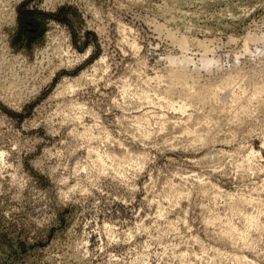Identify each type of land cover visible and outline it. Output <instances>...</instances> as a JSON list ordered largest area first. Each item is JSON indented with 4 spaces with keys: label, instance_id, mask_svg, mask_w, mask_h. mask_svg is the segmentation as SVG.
<instances>
[{
    "label": "rangeland",
    "instance_id": "obj_1",
    "mask_svg": "<svg viewBox=\"0 0 264 264\" xmlns=\"http://www.w3.org/2000/svg\"><path fill=\"white\" fill-rule=\"evenodd\" d=\"M262 43L264 0H0V264H264V95L167 78L246 93Z\"/></svg>",
    "mask_w": 264,
    "mask_h": 264
},
{
    "label": "bare ground",
    "instance_id": "obj_2",
    "mask_svg": "<svg viewBox=\"0 0 264 264\" xmlns=\"http://www.w3.org/2000/svg\"><path fill=\"white\" fill-rule=\"evenodd\" d=\"M162 24V23H161ZM164 28V27H163ZM168 35V34H167ZM169 36H170V34H169ZM171 37V36H170ZM248 37V36H247ZM172 38V37H171ZM204 40H206V39H204ZM254 40H255V38H253V37H251V36H249L247 39H246V41H245V45H248L250 42H254ZM256 40H258V39H256ZM208 41V40H207ZM195 43L196 45H198V46H200V48L202 47V48H204V51L203 52H207V50H206V41H204V42H202V41H200L198 38H193V40H192V38L190 39V37L187 35V34H183V35H181L180 36V38L179 39H177L176 37L174 38V36H173V43L180 49V50H182V51H185L188 47H189V44L190 43ZM256 42V41H255ZM263 42V41H262ZM172 43V44H173ZM209 43V42H208ZM262 44H264V43H262ZM263 47V46H262ZM263 49V51H264V47L262 48ZM263 51L261 52V53H263ZM208 54V53H207ZM204 55V54H203ZM205 56H207L206 54H205ZM204 56V57H205ZM203 57V56H202ZM203 57V58H204ZM175 59V58H174ZM174 59H172L173 61H175ZM185 59V58H184ZM183 59V60H184ZM208 58L206 57L203 61L204 62H202V66H204L203 68L206 70H208V69H210V67L212 68V63L210 64V61L209 62H207L206 60H207ZM172 60H169V62L170 61H172ZM185 60H187V59H185ZM189 61V60H188ZM188 61H179L178 60V66L176 67L177 69L176 70H171L170 72L171 73H169L168 74V77L167 78H169L168 79V84H169V92H172L171 90H174L175 88H178L179 87V89H180V94H178V95H182V96H184L185 97V100H186V102H188L186 105H193V104H197V102L198 103H200V104H203V105H216L218 102H219V100H220V98H221V96L222 95H228V98L230 97V102H231V105H230V112L231 113H229V114H232L233 112V114H238L239 115V113L240 114H242V115H248L249 114V112H250V107H249V103L248 102H255V101H262V100H260V98H262V96L264 95V83H263V85L262 84H258V82H255L254 80H250L249 81V84H250V87H251V91L250 90H246V93H245V91L244 90H242V91H240V89L238 90V91H240V92H243L242 94H237V93H240V92H235V90L236 89H234V90H231L232 89V87H230L231 86V84H233L232 86H234V83H232L233 82V79L235 78L234 76L233 77H229L228 79L226 78L225 79V81L223 80V79H221V80H223V81H218L217 83H214V84H210V85H206V86H202V84L200 85L199 84V81L198 80H196L197 82H195V83H193V86H191L192 87V89L194 90H191V91H193V93L191 92L190 93V89L188 90L187 88L189 87V84H190V81H188L189 80V78H190V73H189V64H190V61H189V63H188ZM168 62V63H169ZM171 63V62H170ZM169 63V64H170ZM175 65H176V63L175 62H173ZM172 63V64H173ZM203 63H204V65H203ZM173 64V65H174ZM172 65V66H173ZM174 65V66H175ZM189 65V66H188ZM197 70V69H196ZM210 71V70H209ZM197 73V72H196ZM195 73V74H196ZM189 74V75H188ZM199 74V73H198ZM236 75V74H235ZM196 76H198V75H196ZM238 76V75H237ZM240 76V75H239ZM253 77V76H252ZM156 78V77H155ZM233 78V79H232ZM237 78V77H236ZM235 78V79H236ZM154 79V78H153ZM195 79H197V78H195ZM200 79V78H199ZM237 79H239V78H237ZM241 79V78H240ZM264 79V78H263ZM150 80V79H149ZM166 80V79H165ZM192 81H193V79H192ZM236 80H234V82H235ZM238 82V81H237ZM163 83V82H162ZM240 83V82H239ZM241 84V83H240ZM191 85V84H190ZM205 85V84H204ZM166 86H168V85H166ZM237 87V86H236ZM234 88V87H233ZM239 88V87H238ZM242 89V88H241ZM177 90V89H176ZM247 91H250V92H248L247 93ZM166 92H167V90H166ZM168 92V93H169ZM160 93V92H159ZM173 93V92H172ZM166 95H169V94H166ZM163 96V95H162ZM171 97H174V96H171ZM248 98V100H246L247 101V103H245L244 102V99L245 98ZM226 98V97H225ZM180 100H182V99H180ZM166 102V101H165ZM229 102V101H228ZM264 102V101H263ZM171 103H172V101L171 102H169V104L171 105ZM221 103V102H220ZM173 104V103H172ZM219 104V103H218ZM224 104V103H223ZM230 104V103H229ZM253 104V103H252ZM199 105V104H198ZM212 105V106H213ZM196 106V105H195ZM217 106V105H216ZM171 107H172V105H171ZM185 106H183V108H184ZM206 107V106H205ZM204 107V108H205ZM210 108H212L211 106H209ZM227 107V106H226ZM214 108H216V107H214ZM213 108V109H214ZM225 107H223V109H224ZM228 108V107H227ZM188 109V108H187ZM221 109V108H220ZM212 110V109H211ZM215 110V109H214ZM226 110V109H225ZM184 111V110H183ZM217 111V110H216ZM227 111H228V109H227ZM238 111H240V112H238ZM221 112H222V109H221ZM224 112V111H223ZM229 112V111H228ZM220 113V112H219ZM225 113V112H224ZM228 114V115H229ZM201 115V114H200ZM220 115H221V113H220ZM240 116V115H239ZM235 118V117H234ZM188 119V118H187ZM192 122V121H191ZM180 123V122H179ZM205 123V122H204ZM191 126V125H190ZM193 126V125H192ZM200 126V125H199ZM174 127V126H173ZM200 129V128H199ZM189 130V129H188ZM193 130V129H192ZM198 130V129H197ZM205 130V129H204ZM208 130V129H207ZM190 131V130H189ZM185 132H187V130L185 131ZM193 132H195V131H193ZM146 133H148V132H146ZM146 133H145V135H146ZM198 133V132H197ZM200 133V132H199ZM196 134V133H195ZM206 134V133H205ZM148 136H149V133H148ZM195 135H193V137H194ZM197 136H199L198 134H197ZM204 136V135H203ZM202 136V137H203ZM146 137V136H145ZM201 137V136H200ZM206 137V136H205ZM205 137H203L204 139H205ZM147 138V137H146ZM195 138V137H194ZM197 138V137H196ZM198 139V138H197ZM201 139V141H203V139L202 138H199V140ZM193 140H195V142H196V139H193ZM198 140V141H199ZM201 141H199V142H201ZM205 141V140H204ZM202 143V142H201ZM95 154V153H94ZM99 154V153H98ZM256 154V153H255ZM127 155V154H126ZM2 156H3V153H1L0 152V158H2ZM130 158V157H129ZM98 161H99V163H101L102 162V158L101 157H99L98 156ZM129 161V160H128ZM97 162V161H96ZM198 181V180H197ZM242 199V198H241ZM240 199V200H241ZM237 200L236 202H237V205L235 204V205H233L234 206V208H235V206L237 207L238 205H239V207L241 206V205H249V204H251L252 202L250 201V200H245V198H244V200ZM238 201H239V203H238ZM251 203H250V202ZM240 203H241V205H240ZM245 203H247V204H245ZM245 207V206H244ZM236 210L238 209V208H235ZM246 219V221H247V225H249V228H253V227H255V222H256V218L255 217H249V215H248V217H246L245 218ZM244 219V220H245ZM230 231L231 232H238V230H237V228L235 227V226H231V228H230ZM238 236H239V240H241L242 242H245L246 240V237H247V235H246V232L245 233H243V232H241V233H239L238 234Z\"/></svg>",
    "mask_w": 264,
    "mask_h": 264
}]
</instances>
